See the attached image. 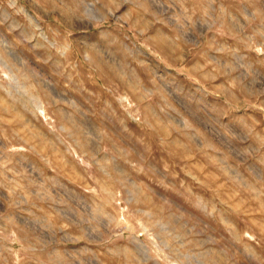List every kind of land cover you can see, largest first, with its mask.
Here are the masks:
<instances>
[{"label": "rangeland", "instance_id": "rangeland-1", "mask_svg": "<svg viewBox=\"0 0 264 264\" xmlns=\"http://www.w3.org/2000/svg\"><path fill=\"white\" fill-rule=\"evenodd\" d=\"M0 264H264V0H0Z\"/></svg>", "mask_w": 264, "mask_h": 264}]
</instances>
